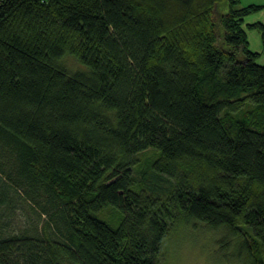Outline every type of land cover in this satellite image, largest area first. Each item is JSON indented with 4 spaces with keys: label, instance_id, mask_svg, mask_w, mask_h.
Masks as SVG:
<instances>
[{
    "label": "trees",
    "instance_id": "obj_1",
    "mask_svg": "<svg viewBox=\"0 0 264 264\" xmlns=\"http://www.w3.org/2000/svg\"><path fill=\"white\" fill-rule=\"evenodd\" d=\"M239 2L0 4V264H162L192 220L228 232L225 260L264 264V65L246 34L264 52V25ZM151 149L165 195L134 174Z\"/></svg>",
    "mask_w": 264,
    "mask_h": 264
},
{
    "label": "rangeland",
    "instance_id": "obj_2",
    "mask_svg": "<svg viewBox=\"0 0 264 264\" xmlns=\"http://www.w3.org/2000/svg\"><path fill=\"white\" fill-rule=\"evenodd\" d=\"M239 1V6L242 7L243 3L241 0ZM262 15H264L263 9L247 15L245 21L256 20L255 17ZM251 31L254 34L258 33L257 30ZM251 44H254L253 39H251ZM64 62L71 70L80 67V64L72 56H65ZM257 63L264 65V52L257 58ZM155 157L156 152L152 149L139 154L137 156L138 165L134 169V174L137 179L144 178V184L149 190L158 195H165L172 182L167 177L156 174L150 169L149 161ZM32 213L31 210L26 208L25 214L30 215L34 219L33 222L40 227L44 222V218L35 217ZM112 213L110 208L106 209L103 213L104 218L111 217ZM23 221H26L25 217ZM226 234L228 232L224 228L213 230L205 223L195 220L188 224L173 227L163 246L162 264H244L243 262L224 259L220 250V242ZM238 240L237 237L231 238L230 248L226 254L234 255L237 253Z\"/></svg>",
    "mask_w": 264,
    "mask_h": 264
},
{
    "label": "crops",
    "instance_id": "obj_3",
    "mask_svg": "<svg viewBox=\"0 0 264 264\" xmlns=\"http://www.w3.org/2000/svg\"><path fill=\"white\" fill-rule=\"evenodd\" d=\"M241 1L243 3V6L258 5V6H262V9L264 11V0H241ZM255 19L256 20L245 21V18H244V26L249 25V24H254V23H261V24L264 25V15L257 16V17H255ZM258 33L254 34L253 31L246 30L247 40H248V43H249V48L251 49L252 52L257 53L260 56L263 53V50H262V47H261V41H260V37H259L260 35ZM251 39H253L254 44H251Z\"/></svg>",
    "mask_w": 264,
    "mask_h": 264
},
{
    "label": "built area",
    "instance_id": "obj_4",
    "mask_svg": "<svg viewBox=\"0 0 264 264\" xmlns=\"http://www.w3.org/2000/svg\"><path fill=\"white\" fill-rule=\"evenodd\" d=\"M4 0H0V4L3 2Z\"/></svg>",
    "mask_w": 264,
    "mask_h": 264
}]
</instances>
